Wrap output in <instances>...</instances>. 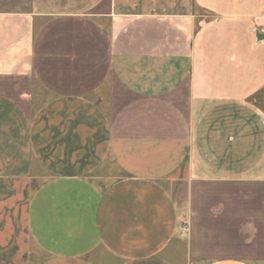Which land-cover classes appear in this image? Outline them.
<instances>
[{"label": "crops", "instance_id": "1", "mask_svg": "<svg viewBox=\"0 0 264 264\" xmlns=\"http://www.w3.org/2000/svg\"><path fill=\"white\" fill-rule=\"evenodd\" d=\"M0 0V264H264V0Z\"/></svg>", "mask_w": 264, "mask_h": 264}, {"label": "rangeland", "instance_id": "2", "mask_svg": "<svg viewBox=\"0 0 264 264\" xmlns=\"http://www.w3.org/2000/svg\"><path fill=\"white\" fill-rule=\"evenodd\" d=\"M99 0H52L47 1L45 4L49 9L53 11H84L90 7V5H95ZM261 28L264 29V20L261 24Z\"/></svg>", "mask_w": 264, "mask_h": 264}]
</instances>
